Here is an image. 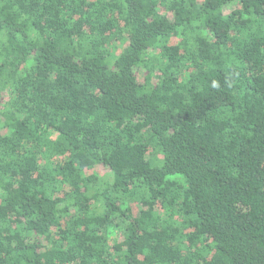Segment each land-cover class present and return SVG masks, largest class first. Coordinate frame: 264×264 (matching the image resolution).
Returning <instances> with one entry per match:
<instances>
[{
    "label": "trees",
    "instance_id": "obj_1",
    "mask_svg": "<svg viewBox=\"0 0 264 264\" xmlns=\"http://www.w3.org/2000/svg\"><path fill=\"white\" fill-rule=\"evenodd\" d=\"M0 264H264V0H0Z\"/></svg>",
    "mask_w": 264,
    "mask_h": 264
},
{
    "label": "clouds",
    "instance_id": "obj_2",
    "mask_svg": "<svg viewBox=\"0 0 264 264\" xmlns=\"http://www.w3.org/2000/svg\"><path fill=\"white\" fill-rule=\"evenodd\" d=\"M213 87H218V82H216V81H213V85H212Z\"/></svg>",
    "mask_w": 264,
    "mask_h": 264
}]
</instances>
